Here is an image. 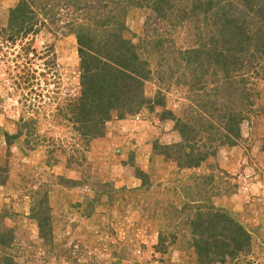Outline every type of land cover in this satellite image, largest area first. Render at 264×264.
Instances as JSON below:
<instances>
[{
	"label": "rangeland",
	"instance_id": "1",
	"mask_svg": "<svg viewBox=\"0 0 264 264\" xmlns=\"http://www.w3.org/2000/svg\"><path fill=\"white\" fill-rule=\"evenodd\" d=\"M20 1L0 0V234L11 231L0 258L200 264V245L225 237L213 224L200 225V206L229 213L250 236L246 251L201 264H264V54L243 72L246 86L254 83L247 110L226 98L236 82H218L223 73L201 54L210 48L208 32L236 24L230 17L249 31L263 30L262 18L249 23L264 0H23L31 31L19 34L9 11ZM74 32L90 38L92 54L109 52L122 70L118 90L128 102L118 99L96 137L88 136L93 116L77 108L84 86ZM220 112L242 114L232 146L218 141L227 119ZM176 121L190 126L185 131L211 127L183 142L209 150L194 169L153 152L155 143L183 141ZM139 174H148L147 188ZM42 197L50 208L47 241L30 218Z\"/></svg>",
	"mask_w": 264,
	"mask_h": 264
},
{
	"label": "trees",
	"instance_id": "2",
	"mask_svg": "<svg viewBox=\"0 0 264 264\" xmlns=\"http://www.w3.org/2000/svg\"><path fill=\"white\" fill-rule=\"evenodd\" d=\"M210 6L211 4H207V6L204 8L208 9ZM261 6L264 7V3H262ZM29 11V6L23 0H21L15 8L9 11V24L16 25L17 32H19V34L31 31L28 29L30 18H28L27 15ZM255 12L254 15L251 16L252 20L251 23H249V26L258 24L256 22L259 18H262L261 21L264 23V10L262 13H259V15H257ZM162 16H164V14H162ZM183 16L185 18L189 17L187 15ZM215 16L218 20V13H215ZM174 17H176V15H174ZM190 17L192 18V14ZM242 17L243 15H241V18ZM199 19V17H195L193 21L197 22V26H199L201 22V20L199 22ZM228 20L231 23L233 21L236 24L229 26V29L227 27L224 30H219L217 33L215 32L216 30L208 32L209 34L205 36V40L209 43L210 48H208L204 54H201L204 56L206 55L208 57L209 64L218 66V70L223 73V77L220 78V76L218 77L217 74L213 72V74L217 76L218 82L221 80L224 83H226L227 80L236 82V85H233L232 88L227 90L228 92L225 91L227 93L226 98L230 99V97H235L238 106L246 108L247 110V107L253 105V102H251L249 99L251 96L250 93L252 91L251 85L254 83L246 86L247 81L244 77L246 73L243 72L255 64L256 61H252L254 57L258 56L259 53L261 55L264 54V34H262L264 28L263 30L260 29L257 31H249V28H247V26L245 27V24L241 23L240 19L237 20L236 17H230ZM74 33L78 43L77 54L80 59V69L82 70L81 84L84 86L82 88L81 97L78 101L77 108L80 109L79 111L81 113H88L93 116L91 119L95 122L92 130L94 134L91 133L88 134V136L96 137L102 134L100 129H103L102 127L104 126V123L110 118L111 111H115V109L119 106L117 102L118 99L123 97L125 98L123 99L125 100L124 102H128L126 97L121 96V93L118 90V77L122 70L114 66V57L111 56L109 52H99L97 54H92V51H94V44L90 41V38L81 33L79 34L78 32ZM114 43H119V41L117 40ZM177 55L181 56L179 53ZM193 60H195L193 57H188L186 58L185 62L190 63ZM122 66L124 67V64H122ZM195 69H197V67H195L194 70ZM132 72H134L135 75L141 74V71H136L135 68ZM235 74L239 76L236 80L234 79ZM123 76H128V74L123 72ZM214 104L212 111H217L218 113L219 108H217ZM73 110L76 111V108ZM219 114H221V112ZM238 114L239 112L221 114V117L227 118L223 119L226 121L223 127L225 129V134H222V138L218 139V141L221 140L220 143L222 145L232 146L236 142V139L239 138V126L242 121V114ZM176 123L179 122L176 121ZM196 124L198 125V122ZM177 126L178 127L176 130L181 135L183 141L181 143L165 146L155 143L152 148L153 152L156 153V155H165V160L174 161L182 169H194L206 159V156L209 154V150H203V147L200 148L196 142L192 144L195 147H190L187 144L186 147L183 145V142L193 140L196 136H198L201 128L209 129L211 127L207 126L206 128L202 125L201 128L196 131H194V128H190L189 130L185 131L188 127H190L187 123L180 122L177 124ZM6 137L11 139L15 138L14 136ZM208 140L213 141V138H208ZM165 151H171L172 153L165 154ZM139 178L142 181V186L147 188L150 183L148 174H139ZM3 182V180H0V184H3ZM65 182L71 183L69 180H65ZM98 187L99 189H101V187L104 188V184ZM103 193L109 194V192L106 193L105 191H103ZM43 199L44 198L42 197L41 201H38L30 208V218L36 221L40 237L47 241L52 237V226H50V223L47 219L50 208L46 206V203L45 205H42ZM194 215L197 218H200V225L206 226L208 224H213L219 233L223 232L225 235V237L221 235L222 237L220 238H215V236L212 235V237L214 236V240L211 243H204L200 245V255L202 253L204 254L202 256L203 258L199 260L200 264L204 262H211L218 256L221 258L225 251L234 255L235 253L238 254L239 252H243L248 249L250 242L249 233L246 232L243 227L230 216L229 213L221 212V210L218 209H208L207 211H203L201 210L200 206H196ZM200 229H202V226ZM221 229L223 231H221ZM5 232V234H0V244H3L7 241L9 242V240L5 241V239L6 235L11 234V231L5 230ZM208 252H211V260L207 259ZM0 264H12V261L8 258L1 257Z\"/></svg>",
	"mask_w": 264,
	"mask_h": 264
}]
</instances>
